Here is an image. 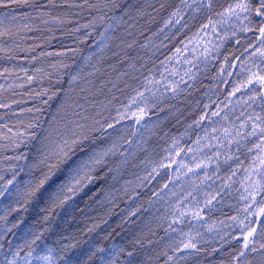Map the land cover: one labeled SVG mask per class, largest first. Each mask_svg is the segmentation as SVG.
Returning <instances> with one entry per match:
<instances>
[{
    "label": "trees",
    "instance_id": "1",
    "mask_svg": "<svg viewBox=\"0 0 264 264\" xmlns=\"http://www.w3.org/2000/svg\"><path fill=\"white\" fill-rule=\"evenodd\" d=\"M238 2L0 0V264H264L244 171L264 138L224 130L264 116L261 0L220 15Z\"/></svg>",
    "mask_w": 264,
    "mask_h": 264
},
{
    "label": "snow or ice",
    "instance_id": "2",
    "mask_svg": "<svg viewBox=\"0 0 264 264\" xmlns=\"http://www.w3.org/2000/svg\"><path fill=\"white\" fill-rule=\"evenodd\" d=\"M250 9V5L246 2V0H239L238 3H236L235 5H229L227 9H225V12L220 13V15L223 17L225 15V13H227L228 15H238L239 12H248ZM256 14L258 16H264V0H261L260 2V6L256 9ZM211 23V21L209 22ZM205 27H207V25H205ZM0 35H3V33H0ZM257 39L260 41V45L261 47L259 49H257V53L261 56L264 57V24H262L259 27V36L257 37ZM262 73H264V70H262ZM253 83H259L260 87L262 90H264V74H258V73H252L249 80H248V84H253ZM245 87L247 85H244ZM239 89H237L238 91ZM252 99L254 100L255 97H252ZM143 110H141V115L140 117L137 118V123L140 122V119L143 118ZM203 119V117H202ZM248 121H250L252 123V130L250 132L247 133V136H252L255 137L259 134V136L261 138H264V116H261L259 114H255V116H249L248 117ZM71 125H75V127H71ZM113 125L109 124L108 127H112ZM83 126L79 125L76 121H69V126H66L65 130L63 133L59 134L61 135L62 139H61V143H58L56 145V148L59 149V151H63L64 147H67L69 144V140L72 137H76L78 135L77 129H82ZM228 130H225V134L227 135ZM85 139L87 137H84ZM79 143V141L77 139H71V144L72 145H77ZM255 149L257 150V155L253 156L252 158V162L249 168L244 169V171L246 173H248V175L246 176V180L248 182V187L245 188V191L248 192L249 196L252 197V203H256L255 197L257 195L260 194H264V142L262 143H258L256 145H254ZM252 149H249V152H251ZM65 157H67V152L64 153ZM105 155H107V152H105ZM92 159V162L96 165H99L102 163V160L100 158H90ZM86 165H80V167H85ZM70 173L73 172V169L69 170ZM78 174V171H77ZM233 175H235V172L233 173ZM3 177H0V180H2ZM15 179V177H13V180ZM50 179V175H45L43 177V179H41L39 181V183L35 186V188H33L30 192L27 193V195L31 196H35L39 190L43 187V185L45 184V182ZM73 179H75V177H73ZM83 179H87L89 181L92 180L91 176H85L81 179H77L75 180V185H72L70 187H68V191H72L74 192L75 190H77V187L79 185H81L82 180ZM13 180H9L7 183L8 184H12ZM65 185L62 184L59 185L58 187H64ZM8 191L7 186H5L4 188L0 189V196H3L5 194V192ZM248 197H242V199H247ZM245 212H248L249 214H251L250 212V208H245ZM256 217L258 220H260L262 223H264V220H262L261 218L264 217V207H260L259 212L256 213ZM255 234H256V229L253 228L250 231L247 232L246 235H244L243 237V249L240 252V256H244L245 255V251L244 250H249L251 252H258L259 250H264V244H260V249L258 250L255 247L256 244V240H255ZM36 239H39V237H37ZM31 243H35V241H32ZM189 245H185V247H188ZM194 246V245H193ZM30 247V251L28 252V256L31 257L32 253L34 251H36V249L31 248V245H29ZM47 251L49 253H51V249H47ZM100 252H103V249H99ZM15 255V254H14ZM129 255H131V253H129ZM262 258H264V252H262ZM37 260L43 261L44 264H52V258L51 255H47V256H38L36 257ZM101 260V264H112V260L110 259H105L104 257L100 258ZM7 264H16L15 260H8ZM27 264V262H26Z\"/></svg>",
    "mask_w": 264,
    "mask_h": 264
},
{
    "label": "rangeland",
    "instance_id": "3",
    "mask_svg": "<svg viewBox=\"0 0 264 264\" xmlns=\"http://www.w3.org/2000/svg\"><path fill=\"white\" fill-rule=\"evenodd\" d=\"M260 19H261V21H262V23L264 24V16H258ZM141 100V99H140ZM142 101V100H141ZM140 103V102H139ZM144 112V111H143ZM137 113V112H136ZM139 113H141V111H139ZM127 115H135L134 113H124V114H122V116H127ZM243 120H242V118L240 117L239 118V121H238V128L236 129V135H235V137L232 135V133H231V129L229 128V126H227V127H224V130H228V134H227V136H228V138H231L232 140H234V141H236V143L237 142H239L240 143V141H239V139L241 138L242 140H244V138H245V136L247 135L246 134V130L244 129V125H243ZM252 130V129H251ZM257 136H259V134L257 135ZM256 136V137H257ZM228 138H226L227 140H229ZM236 139V140H235ZM262 142H264V139L260 142V143H262ZM238 143V144H239ZM239 146H242V144H239ZM256 220L257 221H260V220H258L257 219V217H256ZM259 261L261 262V260L259 259ZM259 263V262H258Z\"/></svg>",
    "mask_w": 264,
    "mask_h": 264
}]
</instances>
